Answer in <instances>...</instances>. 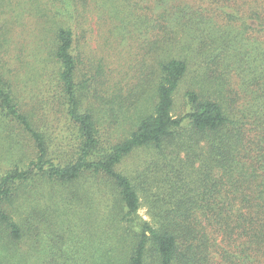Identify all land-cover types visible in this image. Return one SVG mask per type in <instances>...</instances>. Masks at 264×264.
I'll list each match as a JSON object with an SVG mask.
<instances>
[{"label":"rangeland","instance_id":"374dc122","mask_svg":"<svg viewBox=\"0 0 264 264\" xmlns=\"http://www.w3.org/2000/svg\"><path fill=\"white\" fill-rule=\"evenodd\" d=\"M168 1L0 0V71L11 79L21 107L44 133L48 157L53 162L71 160L80 142L78 129L67 115L60 65L54 57L56 29L72 30L75 82L78 92L88 97L81 107L84 110L93 104L98 106L96 120L102 141L114 144L153 111L159 77L152 74V82L147 83L146 75L158 69L160 60L176 56L180 45L189 53L179 36L176 44L180 45L165 42L166 30L175 25L165 14ZM194 4L203 9L205 21L221 23L222 19L226 24L231 15L235 25L234 65L227 86L223 84V98L232 107V119L241 126L242 139L256 142L264 153V78L260 85L254 81L262 74L264 61V0H196ZM242 22L245 25L241 26ZM191 69L175 94V116L187 110L184 95L192 88L195 75V67ZM142 81L145 92L134 106H129L139 94ZM3 120L6 123L0 117V173L14 164L26 169V163L35 156L33 144ZM6 124L11 125V133L5 130ZM160 162L152 149L141 148L124 158L117 168L137 178L147 172L149 165L152 177L157 179L163 175V168L156 165ZM213 171L222 174L218 169ZM35 178L20 191L11 210L23 226L24 245L7 251L0 231V264H53L55 260L59 264L127 263L130 233L121 225V207L104 180L85 176L65 185ZM144 189L140 188L142 193L152 195L158 186ZM151 212L144 196L138 216L147 220ZM210 235L217 244L211 264H224L219 252L224 247L221 237L214 238L211 230ZM256 261L249 254L246 263L258 264Z\"/></svg>","mask_w":264,"mask_h":264},{"label":"trees","instance_id":"16d2710c","mask_svg":"<svg viewBox=\"0 0 264 264\" xmlns=\"http://www.w3.org/2000/svg\"><path fill=\"white\" fill-rule=\"evenodd\" d=\"M195 1L166 3L165 14L175 25L172 30L164 27L165 42L180 45L176 44L179 36L189 53L180 45L176 56L160 60L158 69L146 75L147 83L152 82V74L159 77L153 111L140 118L136 128L114 144L102 141L96 120L98 106L93 104L84 110L81 107L88 97L78 92L75 82L77 64L72 53V30L56 29L54 57L60 65L67 115L80 138L76 155L69 161L55 163L48 157L44 133L21 107L11 79L0 71V117L9 121L13 129H19L35 151L26 169L14 164L12 169L0 173V231L7 251L24 245L23 226L11 210L20 191L35 177L68 185L89 176L104 180L121 207V225L130 233L131 240L126 264H211L217 244L210 230L214 238L221 237L224 247L219 252L224 264H247L249 254L256 258V263L264 262V153L256 142L242 139L241 126L232 119V107L223 98L224 85L227 86L234 65L235 25L231 15L226 24L222 19L221 23L205 21L207 17L202 8L197 9ZM261 66L262 74L254 79L259 85L264 78V61ZM192 67L193 86L184 95L187 110L175 116V94ZM217 77L222 79L221 83ZM144 85L142 81L139 94L129 106H134L145 92ZM11 125L5 126L8 133ZM253 145L256 155L252 153ZM141 148L152 149L161 160L156 164L163 168L161 177H152L149 165L147 172L137 178L118 170L124 158ZM214 169L222 174L219 176ZM151 185L158 186L152 195L140 190ZM144 196L152 210L147 220L138 216ZM53 264L59 263L55 260Z\"/></svg>","mask_w":264,"mask_h":264}]
</instances>
